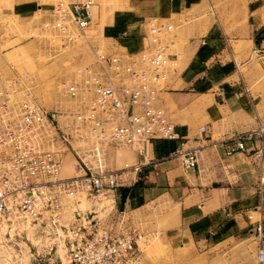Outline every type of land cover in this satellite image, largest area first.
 Wrapping results in <instances>:
<instances>
[{
  "label": "built area",
  "instance_id": "built-area-1",
  "mask_svg": "<svg viewBox=\"0 0 264 264\" xmlns=\"http://www.w3.org/2000/svg\"><path fill=\"white\" fill-rule=\"evenodd\" d=\"M92 3L57 5L46 25L63 36L65 47L76 41V29L91 26ZM172 30L171 24L152 21L150 46L126 56L94 47V61L80 68L77 78L58 83L73 102L70 108L47 107L30 92L19 96L17 88L0 85V264H144L143 233L128 226V213L117 206V191L129 169H106L103 155L110 147H130L146 165L154 142L182 139L159 102L179 57L169 52ZM201 132L198 146L184 149L182 141L174 154L187 171L199 166L210 130ZM263 134L262 124L233 134L224 141L226 154L249 151L246 142ZM68 152L77 159V174L62 173ZM254 154L262 197L263 149ZM82 196L107 203L80 209ZM256 236L258 259L264 263L261 224Z\"/></svg>",
  "mask_w": 264,
  "mask_h": 264
},
{
  "label": "crops",
  "instance_id": "crops-1",
  "mask_svg": "<svg viewBox=\"0 0 264 264\" xmlns=\"http://www.w3.org/2000/svg\"><path fill=\"white\" fill-rule=\"evenodd\" d=\"M200 4L172 0L168 15ZM259 14L256 20L248 17L242 29L232 27L231 35L217 19L205 32L200 16L184 31L189 44L183 64L173 70L160 97L182 139L154 142L146 165H141L143 156L136 149L124 155L135 163L117 191L120 210L146 211L166 203L175 215L174 227H183L205 248L256 235L259 224L264 231V195L258 192L254 154L260 148L264 153V134L247 141L246 152L227 155L224 143L235 133L264 125V19ZM122 40L127 52L141 48L139 38ZM203 127L210 135L199 166L187 171L174 154L182 141L184 149L198 146ZM249 214L254 215L252 221Z\"/></svg>",
  "mask_w": 264,
  "mask_h": 264
},
{
  "label": "rangeland",
  "instance_id": "rangeland-1",
  "mask_svg": "<svg viewBox=\"0 0 264 264\" xmlns=\"http://www.w3.org/2000/svg\"><path fill=\"white\" fill-rule=\"evenodd\" d=\"M76 1L81 0H0L1 86L17 88L19 96L30 92L47 107L70 108L73 102L59 90L58 83L77 78L78 70L94 61V47L126 56L128 52L122 38H139L140 50L147 48L150 23L156 20L173 26L168 39H172L174 45H169V52L179 55L177 68L183 64L189 44V35L184 31L195 25L198 16L205 32L217 19L228 35L233 33L232 27L242 29L248 17L256 20L261 13L264 19V0H201L195 9L175 15H168L172 0H93L91 26L84 32L74 28L76 41L65 47L63 36L46 24L54 18L60 2ZM173 73L172 70L168 82ZM131 151L132 148L125 146L110 147L103 155L104 167L130 170L135 162L124 155ZM76 161L75 155L68 152L63 173L77 174ZM106 203V199L82 196L78 207L100 209ZM145 210H132L127 214L128 226L143 233L140 249L144 264H262L258 259L260 241L252 232L223 244L211 243L205 248L183 227H174L175 215L166 203L150 205ZM60 254L67 263L64 252Z\"/></svg>",
  "mask_w": 264,
  "mask_h": 264
},
{
  "label": "bare ground",
  "instance_id": "bare-ground-1",
  "mask_svg": "<svg viewBox=\"0 0 264 264\" xmlns=\"http://www.w3.org/2000/svg\"><path fill=\"white\" fill-rule=\"evenodd\" d=\"M95 4V3H94ZM65 163V162H64ZM74 169V168H73ZM62 173H63V170H62ZM64 175H66L67 174V171H64V173H63ZM262 264H264V263H262Z\"/></svg>",
  "mask_w": 264,
  "mask_h": 264
}]
</instances>
